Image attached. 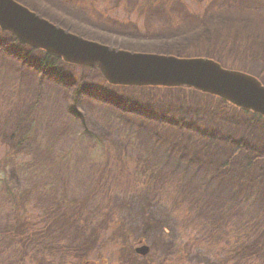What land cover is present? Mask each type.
Returning a JSON list of instances; mask_svg holds the SVG:
<instances>
[{"label": "rangeland", "instance_id": "rangeland-1", "mask_svg": "<svg viewBox=\"0 0 264 264\" xmlns=\"http://www.w3.org/2000/svg\"><path fill=\"white\" fill-rule=\"evenodd\" d=\"M16 1L112 48L210 58L264 85V0ZM40 55L0 29V171L9 185L0 184V264L264 263V120L200 90L116 86L66 61L44 69ZM24 129L34 133L21 144ZM110 147L147 166L150 183L95 192ZM39 162L55 177L41 180ZM20 194L33 214L27 232L12 209ZM107 221L118 228L98 248Z\"/></svg>", "mask_w": 264, "mask_h": 264}, {"label": "water", "instance_id": "water-1", "mask_svg": "<svg viewBox=\"0 0 264 264\" xmlns=\"http://www.w3.org/2000/svg\"><path fill=\"white\" fill-rule=\"evenodd\" d=\"M0 28L11 32L20 44L43 49L69 63L97 67L109 83L193 87L264 117V85L210 58L112 48L69 32L16 0H0ZM147 250L146 245L136 248L142 254Z\"/></svg>", "mask_w": 264, "mask_h": 264}, {"label": "trees", "instance_id": "trees-1", "mask_svg": "<svg viewBox=\"0 0 264 264\" xmlns=\"http://www.w3.org/2000/svg\"><path fill=\"white\" fill-rule=\"evenodd\" d=\"M27 7L30 10L36 12L34 8H31L28 5H27ZM42 17L50 20L49 17H46L44 15H42ZM63 27H65V26H63ZM65 28L67 29L68 27H65ZM69 30L73 31L75 33H78V34H80V35H82L84 37H88L86 34H82L79 31L72 30V29H69ZM3 32L6 33V34L11 35L13 40L16 43H18V41L16 40V38L14 37V35L11 32H8V31H3ZM102 42L107 43V41H102ZM25 46L31 48V50L39 51L41 53L37 64L40 65L44 69L50 68L52 66L56 67V65L58 64L59 61H65L62 58L56 57V56L50 54L49 52H46L43 49L32 47V46L30 47L29 45H25ZM91 68H94V67H91ZM56 74L62 80L61 73H60V71L58 69L56 70ZM103 80L106 83H109L104 77H103ZM116 86H123V85H116ZM127 87H130V86H127ZM132 87H141V88H144V87L145 88H157L158 87V88H164V86H161V87H159V86H132ZM172 88H187V89H190V90H197V89H194V88H191V87H187V86L172 87ZM219 99H221L224 102L230 103V102H228L227 100H225L223 98H219ZM243 111L248 112V113H252L258 119L264 120V117L261 114H259V113L252 112L251 110H248V109H243ZM70 112L72 114H74L75 118L76 117H80L81 119L83 118L81 116V114L77 110H75V108H73V107L70 108ZM19 133L22 134V138L20 140L21 141L20 143L23 144L24 142H27L28 138H30L34 132H32V130H28L27 131V129L26 130L24 129V131H19ZM83 133H88V130H87L86 127H85ZM92 137H93V139L95 141V144H102L103 143L102 139L99 138L98 136L93 135ZM33 143H34V141H33ZM18 147H19V145H18ZM45 151H49V146L48 145H47V148H46ZM105 152H106V155H105V159H104V162H103V165H102L104 170L102 172H100L96 176V178L94 176L95 192L96 191L97 192L98 191H104L106 188L109 187V184H111V183L112 184L113 183H115V184L116 183H124L126 186H132V187H137V188H142L145 185H147V183H150L149 181H151L153 173L151 172V170H149L147 168V166H144L140 160L133 159V158L127 156V155H123V152L121 150L117 149V148H111L110 147V149H106ZM8 156H9V154L5 157V159H7ZM16 160H17V163H19V161H21V160L27 161L24 158L23 159L22 158L21 159H17L16 158ZM45 160H47V161H55V160H53L51 158L50 159H45ZM66 161L70 162V158L66 157ZM39 164H40V169L41 170L39 172L38 177L41 178V180H43V179H45L47 177H50V179L55 177V173L52 171L51 168H49V169H51V173H49V171H48L49 169L42 166L44 164H42L41 162H39ZM52 165H53L52 168H55V167L59 166L58 164H56L54 162H53ZM107 168L110 169V172H108V173L105 172V170ZM47 171H48V173H47ZM1 172L2 171H0V184L2 186L4 184L6 189H7L9 187V185L4 182L5 175L2 174ZM9 190H10V188H9ZM49 190H50V193H51V194H49L50 197H52V199L56 201L57 200V196L56 195L58 193L57 189H55V192H52L53 190H51L50 188H49ZM46 191H47V188H45V193H46ZM66 191H63L62 194H65ZM92 192L93 191H91V193ZM8 194L11 195L12 194V190H10L8 192ZM23 196L24 195H21V198L18 197L16 199L15 207H13L12 209L16 208V210H17L15 215H14V218H16V220H17L16 226L18 227V225H22V227H19L20 231L21 232H27V231H29V228L27 229V227H25V224H27V222H30L31 228H33L35 226H34L32 218H31V216H33V214H31L30 211L26 210L25 203L23 201ZM65 196L66 195H64V197ZM68 198H71V197H68ZM68 198H64L63 199V197H62L61 199L63 201L62 203L66 204V206L68 204L67 207L70 208V206H72V204H70L71 201ZM57 202H58V200H57ZM115 227L118 228V225H117L116 222L111 223V222L107 221L106 223L102 224L101 228L98 229V231H96L97 232V236H96L95 246H97V247L99 246L101 248V246L103 244H105V243H103V240L105 239V236H106V234H104V233L109 228H115ZM15 229H17V228H15ZM12 230L13 229H7L6 230V235H7V237L9 239L14 240L15 237L13 236V233L11 232ZM117 230L118 229H116L115 231L117 232ZM235 234H236V232H235ZM238 236H239V234H236L235 239L238 238ZM109 238L111 239V237H109ZM112 243H113V241H112ZM112 245H119V241L116 240ZM13 247L14 246H12V248ZM82 263H84V262H82Z\"/></svg>", "mask_w": 264, "mask_h": 264}, {"label": "bare ground", "instance_id": "bare-ground-1", "mask_svg": "<svg viewBox=\"0 0 264 264\" xmlns=\"http://www.w3.org/2000/svg\"><path fill=\"white\" fill-rule=\"evenodd\" d=\"M129 51V50H128ZM134 52V51H133ZM236 107H238V106H236ZM240 108V107H239ZM241 109H243V108H241Z\"/></svg>", "mask_w": 264, "mask_h": 264}]
</instances>
